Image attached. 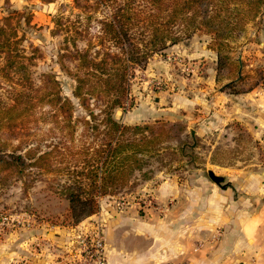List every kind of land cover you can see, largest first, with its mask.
Wrapping results in <instances>:
<instances>
[{
  "label": "rangeland",
  "instance_id": "374dc122",
  "mask_svg": "<svg viewBox=\"0 0 264 264\" xmlns=\"http://www.w3.org/2000/svg\"><path fill=\"white\" fill-rule=\"evenodd\" d=\"M98 4L99 0H0V264H24L32 259L65 264L75 237L96 227H101L109 245L111 227L119 217L144 221L151 210L169 209L159 208L154 192L168 178L185 183L191 175L212 181V171L224 178L221 187L230 186L223 171L207 164L212 145L220 148L209 161L220 160L230 163L228 168L250 171L264 166V142L254 144L238 125L233 133L196 136L192 148L190 129L198 127L194 120L206 115L204 109L200 112L195 108L191 114L172 112L171 120L157 119V114L148 112L153 106L160 107L161 92L183 96L194 85H204L197 79L208 76L202 66L205 58H189L203 48L215 55L216 94L264 88L263 4L245 33L224 51L220 68L217 51L209 49L211 36L195 33L155 54L144 69L136 70L130 93L124 104L113 110V117L132 127L126 133L130 141H139L145 132L156 143L140 156V166L134 163L126 172L125 182L109 186L99 197V213L76 224L71 218L69 194L74 188L79 190L83 181L79 172L93 159L102 136L86 124L91 116L74 97L76 81L70 73L77 71L78 51L91 47L89 56L97 60L106 53L96 37L101 34V22L114 8ZM208 61L211 63L210 58ZM195 63L198 67L193 72ZM49 79L58 80L62 97L75 107L73 136L65 127V114L55 112L49 103L38 104V100L32 102L37 104L35 108L21 116L12 111L13 123L2 124L3 112L14 106L19 96L35 99L33 89L42 88ZM88 99V109L98 118L91 122L94 125L104 117L105 102L99 96ZM19 103H23L18 105L21 112L25 103Z\"/></svg>",
  "mask_w": 264,
  "mask_h": 264
},
{
  "label": "crops",
  "instance_id": "0c3cea01",
  "mask_svg": "<svg viewBox=\"0 0 264 264\" xmlns=\"http://www.w3.org/2000/svg\"><path fill=\"white\" fill-rule=\"evenodd\" d=\"M190 55L189 58H205L202 66L208 76L197 79L204 85H194L183 96L161 92L160 107L153 106L149 114L171 120L172 112L191 114L195 108L204 109L206 115L194 120L198 127L190 129L196 136L218 131L233 133L234 125H238L250 141L261 145L264 88L216 94L214 53L203 48ZM198 65L195 63L193 72ZM219 148L212 145L209 160L214 159ZM209 160L207 164L224 172L230 186L221 187L207 178L195 179L191 175L185 183L166 179L154 192L159 208L169 209L151 210L144 221L119 217L105 247L107 264H264V166L250 171ZM28 262L44 264L39 259Z\"/></svg>",
  "mask_w": 264,
  "mask_h": 264
},
{
  "label": "trees",
  "instance_id": "16d2710c",
  "mask_svg": "<svg viewBox=\"0 0 264 264\" xmlns=\"http://www.w3.org/2000/svg\"><path fill=\"white\" fill-rule=\"evenodd\" d=\"M263 4L264 0H99L98 5L114 8L101 22V34L96 37L106 53L97 60L89 56L91 47L85 52L78 51L77 71L70 73L76 81L74 97L91 116L86 124L92 125L97 135L102 136L93 159L79 172L83 178L79 190L74 188L69 194L71 218L76 224L99 213V197L107 193L109 186L125 182L126 172L133 169L134 163L140 166V156L149 152L150 144L156 143L145 132L139 141H130L126 133L132 127L113 117V110L121 107L130 93L136 70L144 69L155 54L195 33L211 36L209 49L217 51L220 68L224 51L245 33L249 22L260 14ZM22 69L25 71L26 66ZM23 77L30 82L27 74ZM33 92L35 99L19 96L14 106L2 109L5 110L2 124L8 122L10 125L12 111L15 110L17 117L21 116L33 106L35 108L37 104L32 102L38 100V104L49 103L55 112L65 114V127L73 136L77 125L72 119L75 107L70 99L62 97L58 80L49 79L45 86ZM98 96L105 102L101 111L104 117L93 125L91 122L98 118L88 109L87 101L89 97ZM18 101L25 103L22 113L18 105L23 103ZM134 128L140 129L139 126Z\"/></svg>",
  "mask_w": 264,
  "mask_h": 264
},
{
  "label": "built area",
  "instance_id": "2783aa9c",
  "mask_svg": "<svg viewBox=\"0 0 264 264\" xmlns=\"http://www.w3.org/2000/svg\"><path fill=\"white\" fill-rule=\"evenodd\" d=\"M105 247V236L101 227H96L90 232L82 231L71 243L65 264H107ZM24 264H30V262L26 261Z\"/></svg>",
  "mask_w": 264,
  "mask_h": 264
},
{
  "label": "water",
  "instance_id": "95a60500",
  "mask_svg": "<svg viewBox=\"0 0 264 264\" xmlns=\"http://www.w3.org/2000/svg\"><path fill=\"white\" fill-rule=\"evenodd\" d=\"M239 63H240L239 77H241V74H242V59L241 58L239 59ZM191 135H192V138L194 140V144L192 145V148H194L195 147V142H196V138H195L196 134H195L194 130L191 131ZM209 177L216 184H220L222 182V178L214 175V173L212 171H209Z\"/></svg>",
  "mask_w": 264,
  "mask_h": 264
}]
</instances>
